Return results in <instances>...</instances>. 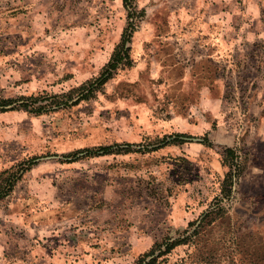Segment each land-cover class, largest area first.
<instances>
[{
	"label": "rangeland",
	"instance_id": "374dc122",
	"mask_svg": "<svg viewBox=\"0 0 264 264\" xmlns=\"http://www.w3.org/2000/svg\"><path fill=\"white\" fill-rule=\"evenodd\" d=\"M133 4L0 0V264H264V0Z\"/></svg>",
	"mask_w": 264,
	"mask_h": 264
},
{
	"label": "trees",
	"instance_id": "16d2710c",
	"mask_svg": "<svg viewBox=\"0 0 264 264\" xmlns=\"http://www.w3.org/2000/svg\"><path fill=\"white\" fill-rule=\"evenodd\" d=\"M124 6L128 9V16L132 18L133 14L136 12L135 6L133 4V0H123ZM135 29L133 28V21L130 19L128 27L125 28L123 34H122V39L121 42L115 47L114 52L111 56L110 61L104 68V71L102 74L96 78L94 81H88L72 90L70 94H67L66 97L67 99L64 100L63 102H54L51 104H48L47 106L49 108L54 107H61L63 106H69V105H76L78 104L81 100L89 99L91 98L96 91L100 90L103 85L114 76V73L117 72L120 68H124L127 66H132L133 64V59L131 57V40L133 36V32ZM75 94V96H74ZM57 96V95H56ZM76 97V99H74ZM38 100V97L36 96H21L19 100H15L13 98H8V99H0V111H6L10 109H24L27 111L31 112H36L38 114L42 113L46 106H40L37 105L36 102ZM16 101V103H14ZM18 101V102H17ZM129 146L131 144H128ZM119 150L118 151H128L130 148H120L119 145ZM157 149L153 148L152 150ZM88 153L93 154V155H100V154H108V153H113L116 151L114 149V146L112 145H107V146H100L99 148H93L87 150ZM226 153L228 155H231L234 157V150L232 148H227ZM235 176L234 171L232 170L229 173V178L232 180L233 177ZM13 188L12 181H10L9 188H5L2 192H0V198H2L4 195H7L8 193L11 192ZM188 237L185 238H177L172 241L166 240L164 244H166V250L161 251V253L157 257H153L151 260L146 261L147 257L153 255L156 252V249L160 245L156 244L155 247H153L149 252H147L143 257H141V260L139 264H156L160 256H163L169 252L173 248H175L177 245L182 244V243H187ZM193 262V261H192ZM234 264V263H233Z\"/></svg>",
	"mask_w": 264,
	"mask_h": 264
}]
</instances>
